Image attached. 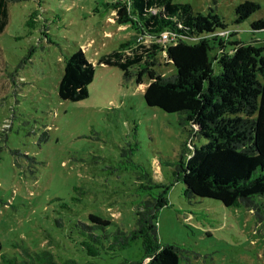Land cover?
<instances>
[{
    "label": "rangeland",
    "instance_id": "374dc122",
    "mask_svg": "<svg viewBox=\"0 0 264 264\" xmlns=\"http://www.w3.org/2000/svg\"><path fill=\"white\" fill-rule=\"evenodd\" d=\"M113 0H3L0 14V238L2 251L20 257L23 249L48 250L64 264H127L144 255L141 239L115 253L89 256L76 230L91 213L112 221L109 231L129 232L148 193L160 206L157 232L162 245L179 248V264H264V196L260 215L245 206L227 207L211 198L184 195L175 169L189 127L180 115L150 107L147 75L136 82L115 65L100 63L136 30L116 23ZM194 13L209 8L224 19L234 38L264 45L250 22L235 24V7L246 0H173ZM122 61L152 50V37L136 39ZM82 48L95 66L89 95L61 100L58 85L67 54ZM214 54V52L212 53ZM158 74L176 72L167 53L158 52ZM139 68L135 65L133 69ZM216 73L219 68L215 65ZM204 138L196 139L199 146ZM151 178V182L147 181ZM145 186L151 187L150 189ZM167 199V204L161 197ZM148 259H145L147 261Z\"/></svg>",
    "mask_w": 264,
    "mask_h": 264
},
{
    "label": "trees",
    "instance_id": "16d2710c",
    "mask_svg": "<svg viewBox=\"0 0 264 264\" xmlns=\"http://www.w3.org/2000/svg\"><path fill=\"white\" fill-rule=\"evenodd\" d=\"M109 6L116 23L128 25L136 34L103 56L100 63L122 68L126 80L136 70L139 84L147 75L146 104L179 114L184 126L189 127L182 154L188 139L192 140L190 154L184 162L180 159L174 172L185 184L184 195L188 199H215L227 207L245 206L261 217L256 198L264 196V45L255 44L256 38L251 43L235 39L236 31L229 30L214 7L203 15L194 13L190 4L173 0H113ZM5 8L0 0V14L5 15ZM260 9L256 1L240 3L235 7V24L250 19ZM250 25L254 34L264 33V14ZM165 32L173 38L154 43L143 63L140 56L122 61L123 51L132 48L137 38H159ZM165 51L176 68L168 76L153 68L158 52ZM64 60L59 98L73 102L87 98L88 85L95 76L94 64L82 48ZM135 65L139 68L133 69ZM200 138L205 142L198 146L195 140ZM147 195L136 210V226L129 232L119 228L109 231L112 221L95 213L87 222H78L75 227L86 253L93 257L115 253L141 239L142 259L127 264H179V248L159 242L160 206L155 196ZM161 201L168 202L163 196ZM0 264L62 263L48 250L23 249L20 257L7 255L0 238Z\"/></svg>",
    "mask_w": 264,
    "mask_h": 264
},
{
    "label": "built area",
    "instance_id": "2783aa9c",
    "mask_svg": "<svg viewBox=\"0 0 264 264\" xmlns=\"http://www.w3.org/2000/svg\"><path fill=\"white\" fill-rule=\"evenodd\" d=\"M152 38L158 39L161 43H165L173 37H171V35L165 32V33H162L159 38H156V37H152Z\"/></svg>",
    "mask_w": 264,
    "mask_h": 264
},
{
    "label": "crops",
    "instance_id": "0c3cea01",
    "mask_svg": "<svg viewBox=\"0 0 264 264\" xmlns=\"http://www.w3.org/2000/svg\"><path fill=\"white\" fill-rule=\"evenodd\" d=\"M257 42L260 40L259 38H256Z\"/></svg>",
    "mask_w": 264,
    "mask_h": 264
}]
</instances>
